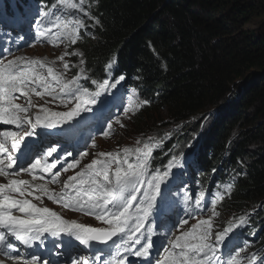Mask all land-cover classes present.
I'll list each match as a JSON object with an SVG mask.
<instances>
[{"label":"snow or ice","instance_id":"snow-or-ice-1","mask_svg":"<svg viewBox=\"0 0 264 264\" xmlns=\"http://www.w3.org/2000/svg\"><path fill=\"white\" fill-rule=\"evenodd\" d=\"M70 7L77 10L81 18H74L75 27L71 30L66 27L61 38L76 44L81 29L86 31L95 28L100 25V21L91 14L90 9L85 8L84 0L71 3ZM50 14L54 13H40L41 16ZM84 17L91 23H86ZM40 23L38 20L37 25ZM53 27L54 24L48 28L47 33L41 30L38 38L49 39ZM3 52H0V125L15 126L19 131L0 130V177L8 178L7 183H0V254L14 261L22 260V264H51L39 255L29 254L28 258L19 255L22 247L31 248L36 243L43 247L51 238L55 249L65 250L55 252L57 257L73 253L79 246L95 249L91 259L84 255H71L70 264H132L128 259L132 256L147 259L148 264H241L243 258L240 253L244 249H237L233 254L230 239L237 228L247 224V216L241 215L222 231H214L212 217L202 218L185 230L188 219L181 218L177 223L166 215V205L173 197L170 184L172 169L181 166V161L173 156L163 168H152L151 164L154 152L162 149L163 143L171 138V133L154 143L151 142L153 138H149L143 149L136 148L134 152L128 148L123 149V157L120 153H99L102 159H93L81 171L69 176L63 181L64 186L60 192L50 190L45 184L9 178L21 173H38L40 179H44L47 174L51 182L56 183L61 171L53 170L58 165L65 163L62 169L64 172L75 168L80 163L79 159L67 162V158L73 156L72 153L49 162V158L58 152L57 147H50L32 159L27 167L19 166L18 162L28 156L25 152L27 138L38 135V129H58L62 133L66 127L70 132L78 118H83V113L95 114L100 111L106 104L107 94L126 76L120 75L112 82L111 76L117 60L110 58L104 66L105 78L93 79L84 68V59H80L79 72L65 81L62 74L52 67H47L46 76L42 75L46 65L38 59L15 57L5 60ZM64 55L83 56L80 52ZM63 58V55L59 57L60 60ZM73 67L76 66L63 63L65 71ZM53 82L58 90L53 87ZM33 93L41 99L51 97V101L45 103L58 102L70 107L66 111H54L44 105L34 104L31 100ZM21 96L27 98L26 104L15 102ZM149 103L148 100L142 102L143 105ZM140 106L138 104L135 108ZM33 108L39 110L32 113L30 109ZM128 111L129 108H125V114ZM25 126L27 130H24ZM108 127L110 130L111 125ZM89 154L81 152L80 157ZM36 178L33 176L34 180ZM224 188L230 191L231 186L225 184ZM184 191H187V187ZM212 195L211 210L214 217L218 215L215 205L220 193ZM45 196L65 209L93 216L106 226L94 227L66 219L52 208L38 206L33 202L35 199L42 203ZM203 196L204 193H197L194 204L185 196L188 205L185 211L189 217L197 209L207 210V201L200 198ZM173 226L179 230V234L173 238H169L168 231H157L161 228L170 230ZM157 235L163 236L167 245L164 247V255L153 261L151 254L156 248L154 237ZM247 261L248 264H256V254L248 256ZM0 264H5V261L0 260Z\"/></svg>","mask_w":264,"mask_h":264},{"label":"trees","instance_id":"trees-1","mask_svg":"<svg viewBox=\"0 0 264 264\" xmlns=\"http://www.w3.org/2000/svg\"><path fill=\"white\" fill-rule=\"evenodd\" d=\"M16 1V10L28 16L25 7L33 1ZM38 1L50 13L51 0ZM84 6L100 21L78 38L84 68L103 80L105 64L116 58L124 81L138 87L142 101H150L131 121L138 131L153 129L161 140L171 123L192 117L190 129L204 118L197 117L200 112L231 96L229 111L214 112L213 124L200 134L191 136L198 124L184 133L172 128L171 138L154 152L151 167L163 168L173 156L186 154L184 159L190 156L194 162L189 167L198 164L189 172L216 185L223 211L242 212L261 203L250 220L251 233L259 238L253 251L263 246L264 0H84ZM5 15H14L11 5ZM39 16L47 21L49 15ZM252 18L259 19L260 29L244 28ZM254 144L259 149L252 152Z\"/></svg>","mask_w":264,"mask_h":264},{"label":"rangeland","instance_id":"rangeland-1","mask_svg":"<svg viewBox=\"0 0 264 264\" xmlns=\"http://www.w3.org/2000/svg\"><path fill=\"white\" fill-rule=\"evenodd\" d=\"M6 1L8 3H6ZM6 1H5L3 6H2V4H0V19H2L4 17L5 8L7 7V5H11L12 12L17 16V18H20V15L16 11L17 1L16 0H6ZM0 3H1V0H0ZM57 4H58L57 0H51V6L52 7L56 6ZM36 8H37V12H36ZM27 9L30 10L29 15H35L34 21L37 22L38 21L37 16L43 9L42 5H39L38 3L35 2L34 7L30 6ZM51 13H53V10L51 11ZM6 17L10 18L9 16H6ZM18 21H19V19H18ZM39 21H41L40 25L44 23L41 19ZM55 23H57V22H55ZM30 25L31 24L28 23V26H30ZM2 26H4V23ZM66 27L69 30L74 28L73 26H69L65 22H61V21L58 22V24H56V27H53V29H52V34H55V36L51 37V38L49 37V39H47V40H42V39L38 38V33L41 30H44L47 33L48 29L47 30L43 29V28H45L44 26L34 27L33 29H31L29 27L30 30H29V32H27L26 38H24L23 42H22L21 47H23V50L21 52H19L16 57H24L25 59H37L42 54V57L45 58V60L43 61V63H45V65H46L45 68L52 67L54 70L55 69H64L63 63L67 62L70 65L76 66V67L71 68L69 71L76 69L77 73H78L80 70L79 61H80V59H82V57L81 56L64 55V54L65 53L70 54L72 52H80V53H82V52L78 46H76L75 44H71L67 38H61V34L64 32ZM244 28H249V29H254V30L260 29L259 19L258 18H252L250 21H248L245 24ZM8 29H10V28H8ZM9 33H12V30H10ZM9 33L7 34V36H8V38L11 39V35ZM18 37L21 40L23 38L20 35ZM12 42H13V40H12ZM33 44H35V45H33ZM62 55L64 58H63V60H60L59 57H61ZM115 80H113L112 82H115ZM122 88H123V81L119 85H117L116 88L111 89L110 93L107 94V97H106L107 104L105 105L104 111L102 112V116H101V117H104V119H102L101 125L98 129L92 130L93 136H95V137H93V141H92L91 145L87 148V153H90V154L82 157V159L80 160V163L75 167L76 173L83 169V167L85 165V160L87 161V164H89V163H91V161L93 159H102V157L99 156V153H101V152L120 153L121 157H123V149H125V148L133 150V152H134V150L136 148L143 149L144 144L146 142H149V138H153L151 140L152 143L157 141L156 140L157 135L155 133L154 134L151 133L153 129L148 128V129H144V132H140L137 130V127L135 126V122L131 123V121L137 116V112L140 111V107L135 108V106L138 104H141V97L135 88L127 87V89L125 91H122ZM230 95H233V93H231ZM227 97H228V95H227ZM230 97L231 96H229L227 99H225L222 103L218 104L219 106L213 105V106H210L209 108H207V110L200 112L197 117L198 118L204 117V118H202L200 121L199 120L196 121L195 124H198V126H197V129L194 130L195 131L194 134H191V136L192 135L194 136L198 132L200 134L203 129L208 128L213 124V119L215 116V115H213L214 112L220 113V111H221L223 113H227L229 111L228 99H230ZM31 100L34 104L44 105L50 109H52L53 105H54L53 102L45 103V101H51V97H48V96H45L43 99H41L39 97H36L35 94L33 93L31 95ZM117 101H119V103H117ZM20 103L26 104L27 98L22 97L20 100ZM116 104H118V106H119V111L116 114H114L112 109L115 106H117ZM125 108H129V111L126 114H125ZM38 110H39L38 108L30 109V111L32 113H35ZM105 110H106V112H105ZM160 111L163 113V116H164L165 109L162 108V109H160ZM117 120H119V122H117ZM191 120H192V117H190V119L183 121L181 123H176V124L171 123V125L168 127L167 131H165L164 133L167 134L168 132L171 131L172 128L176 129L177 133H184L186 129H189V122H191ZM168 121L169 120H167V119L165 120L166 123ZM91 123H95V117H91V119L88 118V122L86 123V125H90ZM109 124L111 125L110 130L108 127ZM158 124H159V122L157 123V126H158ZM179 124L181 126H179ZM194 125L191 126L192 128L190 127V129L193 130ZM149 126L154 127V125H149ZM184 126L186 129H184ZM105 132H107L108 134L104 135ZM145 138H146V142L143 141ZM258 147H259L258 144H254V146L251 147V149H252L251 151L255 152L256 151L255 149H259ZM176 169H177V167H174L172 169V176L170 178V183L174 179ZM76 173H73V169H69L67 172H64L63 170H61L60 176H61V179L63 181H65V180H67V178L69 176H73ZM174 200H175V197H172V201H171L172 203H168L167 205H169L171 207H176L177 203H175ZM184 200H185V196H184ZM260 204L261 203L258 204L259 206L258 205H252V209H250L248 211H242V212L240 210H238V211H236V210L223 211L218 206V207H215L216 208L215 211L218 212V215L216 217L214 216L215 217L214 218L213 214H212V210H211L212 205L210 202V204H209L210 206L207 205V210L197 209L195 212L191 213V217L186 215V219H188L189 224L185 226V230L190 228L191 225L196 224L199 219H202V218L206 219L209 217L213 218V225L214 224L220 225L222 223V226H223L225 223H228L229 221L234 220L236 217L238 218L241 215H246L249 212H254L256 209H258L260 207ZM57 212L59 214H61L59 211H57ZM234 212H235V214H234ZM61 215L66 219L76 220L77 222L89 224V225L94 226V227H105L106 226V225H103L102 222L95 220V218L93 216L77 213L75 211L67 210V212L65 211ZM196 215H197V217H196ZM180 217H182V214L180 215ZM178 234H179V230L176 229L174 235H178ZM174 235L170 236L169 238H173ZM165 246L166 245L164 244L160 247L157 257L161 256L162 250L164 249ZM262 248L264 249V243H263ZM248 252L251 253L252 249H250V251H248ZM242 258L243 259L241 261V264L243 262L246 263L245 257H242Z\"/></svg>","mask_w":264,"mask_h":264},{"label":"clouds","instance_id":"clouds-1","mask_svg":"<svg viewBox=\"0 0 264 264\" xmlns=\"http://www.w3.org/2000/svg\"><path fill=\"white\" fill-rule=\"evenodd\" d=\"M35 1L39 5H42V4L39 3L38 0H35ZM72 1L74 3H79L78 0H72ZM33 2H34V0H33ZM57 3L59 4L58 6L52 7L50 9V13L53 10V13L54 14H50L48 16V20H49V24L48 25H49V27H52L53 24L56 27V24H58V22H60V21L67 23L69 26L75 27V19L74 18H81L80 17V14L78 13V11L75 10V9H72L67 4V0H63V2H60V0H57ZM34 4H35V2H34ZM43 7H44V4L42 5V8ZM67 15H70L73 18V20L71 22H68L66 20L67 19L66 18ZM84 19H85L86 23H89V21L87 20L86 17H84ZM7 20L8 21L11 20V17H10V19H7ZM11 22L12 23H9L8 25H6L10 29H8L5 26H1L0 27V49L1 50L3 48L1 46L5 45V47H6L7 44H9V42H7V41H10V40H12L14 38H17L19 35L21 36V32H20L21 30L17 28L16 22L15 21H11ZM55 22H57V23H55ZM3 23H4V19H3ZM10 30H12V33H9ZM86 31L83 30V29H81L80 30L79 37L85 35L86 34ZM8 33L11 35V39L8 38V36H7ZM14 41H16V40H13V42ZM21 42H23V38H22ZM15 44L18 46V49L21 52L23 50V47L19 46L18 43H15ZM33 45H35V44H33ZM75 45L78 46L77 43ZM37 59L40 60L41 62H43L45 60V58L42 57V54ZM46 69L47 68H44L42 70V72L43 71H46ZM118 70H119L118 67H116L114 69V71L112 73V76H111L112 81L115 80L116 78H118L120 75H122L120 73V71H118ZM54 71L60 72L62 74V78L65 81L72 79V77L77 74V70L76 69H73L72 71H69V70L68 71H65L64 69H55ZM93 79H97V78H93ZM53 87L54 88L57 87V85L55 84V82H53ZM127 87L135 88L137 90L138 94L140 95L141 91L138 89V87L129 85L125 81H123V88H124L123 91H125ZM142 102L143 101L141 99V105H142ZM141 109H142V107L140 106V110ZM95 115L96 114H93V117ZM102 119H104V117H100L97 122L102 121ZM99 127L100 126L96 127V129H98ZM156 140L159 141L158 138H157V136H156ZM143 141L146 142V138ZM165 143L166 142L163 143V146L165 145ZM167 149L168 148H166V150ZM185 156H188V155L182 154L180 156V159L179 160L181 161V164H183V167L182 166L177 167L176 172H175L174 179L171 182V183H174L175 182L176 176H178V179H182V181L178 185H175L174 186L175 188L171 187V191L173 193V197L177 198L180 195H186V196H189L190 197L191 202L194 204L195 203V200L197 198L196 197V194L197 193H204L206 195L204 196V198L202 199V201L203 200H206L207 201V205L210 206L209 204H210V202H211V200L213 198V195L212 194L217 193L214 190L216 188V185L212 184L211 183L212 181L210 179H209V181H207L205 179H202L201 176L197 172H195V171L189 172V169L190 170L191 169L197 170L198 169V164L194 165L193 167H189V165H193L194 162H193V160H192V158L190 156L185 160L184 159ZM180 185H181V187H179ZM185 187H187V191H184ZM175 189H177L179 191L178 196L177 195H174V192H175L174 190ZM221 201H222L221 200V195L219 197H216V205H215V207L220 206ZM244 211H248V210H244ZM252 213H254V212H249V213H247L245 215V216L248 217L247 224H245L243 227L237 228L235 230V232L233 234H231V239H230L231 251H232L233 254H235V252H236L237 249H240V248H243L244 249V251H242L240 253V256L241 257H245L246 263L243 262L242 264H247L248 263L247 257L250 256L253 253H255L256 256H257L256 264H264V249L262 248V246L253 251V247L256 246L259 243V238H258V236L256 234L251 233V231H252V227L251 226L254 223V222H252L250 220V215ZM258 221H260V220H258ZM231 222H234V220L229 221L228 223H225L223 226H222V223L220 225L214 224L213 225V230L214 231H222L223 228L225 226H227ZM245 243H247V247H245ZM250 249H252V252L251 253L248 252V251H250ZM225 251H227V249Z\"/></svg>","mask_w":264,"mask_h":264},{"label":"bare ground","instance_id":"bare-ground-1","mask_svg":"<svg viewBox=\"0 0 264 264\" xmlns=\"http://www.w3.org/2000/svg\"><path fill=\"white\" fill-rule=\"evenodd\" d=\"M71 3H74L72 0H67V4L70 6L71 5ZM63 13V12H62ZM67 19V21H71V19H72V17L70 16V15H67V17H66ZM26 19V21H27V19L28 18H25ZM35 19V16L34 17H32L31 18V22H32V20H34ZM45 27V26H44ZM7 42H9V45L11 44V43H14V42H12V40H10V41H7ZM19 46H22V44L21 43H19L18 44ZM9 50V49H8ZM0 52H3L1 49H0ZM6 52H3V54H5ZM127 89V88H126ZM68 107H70V105L69 106H67V107H65V108H63L64 110H68ZM81 119H83V118H81ZM184 125V124H183ZM186 125V124H185ZM179 126H181L180 124H179ZM88 129V128H87ZM183 129V128H182ZM184 129H186L185 128V126H184ZM183 129V130H184ZM175 133V132H174ZM189 132H187L186 134H188ZM190 134H191V132H190ZM62 138V136H60V137H56L55 138V140H54V142L55 141H60V139ZM203 138V136L200 138V139H202ZM75 139H79V138H75ZM44 140V139H43ZM51 141L52 140H49V139H46L45 140V142H47V143H51ZM54 142H52V143H54ZM59 143V142H58ZM212 155V154H211ZM230 155H231V153H230ZM229 157L230 156H227V158L229 159ZM213 162V161H212ZM227 163V162H226ZM228 163H229V161H228ZM237 164H239V163H237ZM242 164V163H241ZM244 164V163H243ZM242 164V165H243ZM239 166V165H238ZM232 167V166H231ZM235 167V166H234ZM240 167V166H239ZM243 167H245L244 165H243ZM211 168V167H210ZM221 168V167H220ZM226 168V167H225ZM238 168V167H237ZM237 168L235 167V169L237 170ZM223 169V168H222ZM190 170V169H189ZM216 170V169H215ZM229 170V169H228ZM234 170V169H233ZM238 170H239V168H238ZM241 171V170H240ZM215 172V171H214ZM229 172H230V170H229ZM234 172V171H233ZM237 172V174L239 173L238 171H236ZM245 172V171H244ZM226 174V173H225ZM235 174V173H234ZM241 174V173H240ZM184 175V174H183ZM237 176V175H236ZM241 176V175H240ZM245 176V175H244ZM228 175H227V181H228ZM12 178L13 179H23V180H26V181H29V182H31V183H41V184H45L50 190H52V191H55V192H60L62 189H63V180H60V179H58V182H56V183H52L51 182V179H50V177L48 176V175H45L44 176V179H40L39 177H37L35 180L33 179V177L29 174V173H21L19 176H12ZM230 178V177H229ZM237 178H238V176H237ZM241 178V177H240ZM225 179H226V177H225ZM239 180V179H238ZM226 181V180H225ZM237 181V180H236ZM232 182H233V180H232ZM231 182V183H232ZM239 182V181H238ZM0 183H7V180L4 178V179H2L1 181H0ZM221 184V183H220ZM221 185H223V184H221ZM229 185V184H228ZM219 186V185H218ZM179 187H181V185L179 186ZM178 187V188H179ZM220 188H221V186H220ZM234 188V187H233ZM219 190H221V189H219ZM224 190H225V188H224ZM233 190V189H232ZM234 190H235V188H234ZM236 191V190H235ZM225 192L226 191H224V194H225ZM232 194H233V192H232ZM35 195H39V193H35ZM230 197V196H229ZM234 197V196H233ZM27 198H29V199H33V197H27ZM232 199V198H231ZM226 200V199H225ZM42 203H41V201H38V200H35V199H33V202L34 203H36L38 206H47V207H54V208H63L61 205H59V204H57V203H53L52 201H49L48 199H47V197L45 196V197H43L42 198ZM222 201H223V199H222ZM228 201V200H227ZM170 203H172V202H170ZM224 203V202H223ZM227 203V202H226ZM224 205V204H223ZM183 206V205H182ZM226 206V205H225ZM169 207V206H168ZM231 207V206H230ZM238 207V206H237ZM241 207V206H240ZM243 207V206H242ZM247 208V207H246ZM185 209V208H184ZM216 209V208H215ZM218 209V208H217ZM238 209V208H237ZM209 210V209H208ZM243 210V209H242ZM263 210H264V208H263ZM195 212V211H194ZM218 213V212H217ZM232 213V212H231ZM234 214H235V212H234ZM244 214V213H243ZM195 216V215H194ZM205 216V215H204ZM221 216V215H220ZM196 217H197V215H196ZM216 217V216H215ZM214 217V218H215ZM225 218V217H224ZM255 219V218H254ZM200 220V219H199ZM216 221V220H215ZM189 224V223H188ZM192 226V225H191ZM191 228V227H190ZM49 242H51V238H49V240H48ZM16 244H17V242H15ZM48 246H47V242H46V245L44 246V248L43 247H39V249H35L34 247H32V249H33V251H35V253H39V254H45L46 252H47V250H48ZM62 251H64V249H62ZM75 254V253H74ZM20 255L22 256V257H24V258H28L29 257V253H28V251H23V252H21L20 253ZM67 257H65V259H66ZM0 260H4L5 261V264H22V260L21 261H14V260H12V259H10V258H7V257H5L3 254H0Z\"/></svg>","mask_w":264,"mask_h":264}]
</instances>
